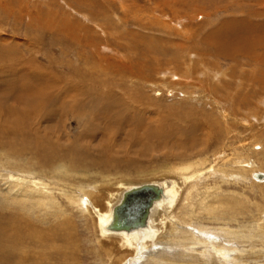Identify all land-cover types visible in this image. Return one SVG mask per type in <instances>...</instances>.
Instances as JSON below:
<instances>
[{"label":"rangeland","instance_id":"rangeland-1","mask_svg":"<svg viewBox=\"0 0 264 264\" xmlns=\"http://www.w3.org/2000/svg\"><path fill=\"white\" fill-rule=\"evenodd\" d=\"M225 22L258 41L264 0H0V184L38 181L57 199L22 207L0 191L1 260L108 264L71 196L200 173L176 216L206 244L183 257L189 238L171 241L158 264H264V58L246 57L263 50L204 41ZM217 196L242 206L219 204L220 220L204 209Z\"/></svg>","mask_w":264,"mask_h":264},{"label":"bare ground","instance_id":"bare-ground-1","mask_svg":"<svg viewBox=\"0 0 264 264\" xmlns=\"http://www.w3.org/2000/svg\"><path fill=\"white\" fill-rule=\"evenodd\" d=\"M230 24L232 26V22H227V23L225 22V24H223L214 33H210L209 35L205 36L204 41L208 42V44L214 43V45H216V47L218 48V51L221 54L227 55V56L231 55V54L234 55L235 51H237L238 53L240 52V53H243L246 55V53L248 54L249 51L252 52L251 49H253L255 47V45L257 44L256 48L259 45L261 47V49L263 50V54L262 55L257 54L256 56H254V55L248 56L247 55L246 57L249 60L252 59V57H257L258 59H261L260 57L263 56V58H264V34L260 39H258V41H255L254 43H248V35L245 34L246 32L244 33V35L241 36V34H243V31H240L241 30L240 29V30H237L236 34H233V31L228 29ZM239 28H241V27H239ZM234 48H235V50H234ZM258 147L259 146H257V149H258ZM204 163H205V161H204ZM204 163L201 164L199 162V163L194 164V165L193 164H186L183 167H181L179 171L185 173L186 171L188 172V171L192 170L193 167H195L196 165L197 166L198 165H205ZM251 163H252V161H251ZM242 166L247 167L249 169V168L253 167V164L246 163ZM239 167H241V166H239ZM244 167H243V169H244ZM199 168H198V171H199ZM202 169H203V167H202ZM234 170H236V169H234ZM249 170H247L245 172L248 173ZM223 172L226 173V171H223ZM245 172L242 174H246ZM260 173L254 174L256 180L264 178L263 176H261L259 178H258V176H256L258 174L260 175ZM195 174H197V172ZM198 174L200 175V173H198ZM199 175L187 176V174L185 173L183 175H180V177H177V178L176 177H174V178L173 177H164L159 181H151L150 183H157L163 188V195H162L161 199L158 200L157 202H155L154 206L152 207V209L150 211L147 226L142 228V229H138V230H134V231H130V232H128V231H111L108 229V226L110 225L112 218H113V210L121 202L124 192L131 189L132 187H134L138 184H142V183H139V182L138 183H136V182H123V181L117 182L115 187L113 188V186H112V188L110 190H108L107 192L105 190L98 191V189L97 190L96 189L95 190L89 189L86 192V194H87L86 197H82V198L80 197L81 199L79 200V197L76 196L77 199L75 198V200H74L75 196H71L70 200L72 201L73 204H78V203L81 204L82 213L91 216V218L93 219V226H94L96 238L98 241L97 243L100 244V246L103 250V253L107 259L108 264H137V262H140L139 264H143L145 262L148 264H158L159 263L158 258L163 256L164 253H166V251H168L167 249H169L171 241H174V240L179 241L182 238H184V240L189 238L188 240H185L186 243L180 242L178 245V247L180 249H182V250L184 249L183 252H181V253L179 252L180 256H183V257L185 255H187V253H186L187 246H189V248H190L191 246H195V245L196 246L197 245L202 246L203 244H206L205 240H204L205 242H203V241L198 242V240L197 239L195 240L192 236H188V237L186 235L184 236L183 234H185V232H184L185 230H184V228L180 229V227H181L180 222L178 221L177 216H176V213H177L181 203L183 202L182 196H181V199H179L181 191H182L181 190L182 185H186V183H189V181L194 180L195 177L197 178V180H199L198 179ZM226 175H227V173H226ZM12 177H14V176H11V178ZM200 177H201V175H200ZM24 179L23 178L20 179V177H17L16 181L11 180V183H10L11 186L9 188H7V191H5L4 188H2V186L0 184V191H5V193L8 195L6 197H9L8 199H10L15 204L16 203L22 204L23 205L22 207H24L27 204V202H30L31 206L33 208H39V207L43 208V206H44L45 208L50 210L52 206H54V207L56 206L53 201H57V199L54 200L52 198L51 192H50V195L48 196V192H47L48 188L47 187H44V185L41 187H37L38 185H41V183L38 181L35 184L33 182V185L32 184L27 185L26 182L24 181ZM238 181H239V179H238ZM221 186L222 185H220V187ZM252 186H254V185H252ZM198 189H199V187H198ZM214 189H216V187ZM65 191H66V189H65ZM198 194H199V192H198ZM235 196H237V195H235ZM239 196L240 195H238V197ZM215 199L216 200L214 201L213 204H209L204 209H205V211H211V212H209V214L210 213L214 214V216H216V218H218V219H220V214L216 213L215 211H217V207L219 206V204L222 205L223 210L226 209V210H230V211L238 210V207L242 206L240 203H237V202H235V203H232L229 201L226 202V201L222 200L221 197L219 198V196L215 197ZM71 201H69V202H71ZM247 201L248 200H246V202ZM47 202H50L49 205H47ZM247 205H246V207H247ZM57 211H60L59 213H61V215L64 216L63 211H61V210H57ZM48 213H49V211H48ZM222 214L225 215L227 213L222 212ZM55 216H56V214H55ZM233 216L235 217L234 214H233ZM228 217H230V216H228ZM57 219H58V217H57ZM190 220H191V218H190ZM243 224L244 223H242V225ZM257 226H261V225L258 223ZM189 229H190V227H189ZM239 230L241 231V229H239ZM251 230H252V228H251ZM15 231H17L18 233H16V232L15 233H13V232L7 233L6 232L5 237H4L5 240L10 243V241H11L10 238L14 237L12 235H14V234L15 235L16 234L21 235L20 229H17ZM28 231H29V229H28ZM31 231L33 233H35L34 229H31ZM259 233H260V231H259ZM18 237L19 236L16 235L14 238H18ZM233 237H236V236H233ZM246 237L243 236V238H246ZM261 238H263V236ZM258 240L260 241V239H258ZM246 242H248V241H246ZM243 244H245V243H243ZM248 244H249V242H248ZM251 244H253V243H251ZM209 245H210V243H209ZM10 246H12V245H10ZM170 249H172V248H170ZM251 250H254V249L252 248ZM192 251H194V250H191V253H193ZM220 251H219V249L216 250V254L219 255V257H220V255H222V253H220ZM187 252H189V251H187ZM213 253H214V251H213ZM7 255H8V253H7ZM7 255L2 256L3 260L0 259V263H2V262L6 263V264L10 263L9 257ZM196 256H202V255L197 254ZM222 257H223V255H222ZM187 263H190V262L187 261Z\"/></svg>","mask_w":264,"mask_h":264},{"label":"water","instance_id":"water-1","mask_svg":"<svg viewBox=\"0 0 264 264\" xmlns=\"http://www.w3.org/2000/svg\"><path fill=\"white\" fill-rule=\"evenodd\" d=\"M162 195L163 188L157 183L150 182L138 184L125 191L121 202L113 210V218L108 229L130 232L146 227L150 211Z\"/></svg>","mask_w":264,"mask_h":264}]
</instances>
